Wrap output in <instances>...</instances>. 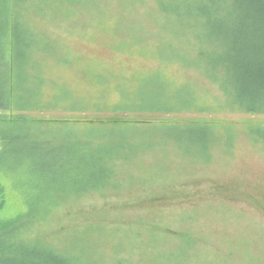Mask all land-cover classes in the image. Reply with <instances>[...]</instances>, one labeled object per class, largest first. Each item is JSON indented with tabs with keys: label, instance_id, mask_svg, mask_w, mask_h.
<instances>
[{
	"label": "rangeland",
	"instance_id": "374dc122",
	"mask_svg": "<svg viewBox=\"0 0 264 264\" xmlns=\"http://www.w3.org/2000/svg\"><path fill=\"white\" fill-rule=\"evenodd\" d=\"M15 1L8 8L9 46L32 33L49 50L30 71L20 54L8 67L7 92L17 101L0 108V221L33 209L21 225L24 237L94 264H264V126L249 131L264 125V114L225 107L213 70L201 66L206 41L164 14L167 0H56L44 14L41 0ZM40 84L41 97L29 99ZM189 93L194 104L185 108ZM174 95L180 97L174 105L165 103ZM233 96L230 84V103ZM33 103L38 108L23 111ZM151 103L184 108L123 111ZM21 112L47 125L34 129L16 120ZM196 119L216 132L208 158L199 150L185 155L179 141L163 139L162 126L163 138L153 131L146 146L140 143L144 150L117 162L118 186L53 204L43 199L35 210L37 196L48 193L43 175L53 148L68 141L74 126L93 128L96 141L108 125L135 134ZM57 125L66 131L58 133Z\"/></svg>",
	"mask_w": 264,
	"mask_h": 264
},
{
	"label": "trees",
	"instance_id": "16d2710c",
	"mask_svg": "<svg viewBox=\"0 0 264 264\" xmlns=\"http://www.w3.org/2000/svg\"><path fill=\"white\" fill-rule=\"evenodd\" d=\"M11 1L0 0V72L2 73L0 79L3 85V87L0 86V103L4 102L3 105L0 104L2 109L9 108L17 101L12 93L8 94L7 92L10 82L8 67L12 59L14 60L15 54L17 56L20 54L22 65L30 71L35 58L44 56L46 50H49L40 47V41H35L32 33L27 41H22L21 37L17 35L13 39L17 45L9 46L12 43V40L10 41L7 37L8 8ZM22 1L24 0H16L15 5L21 6ZM68 1L82 2L85 0ZM55 2L56 0H41V14L48 11L49 7L54 8ZM164 7V14L174 16L187 31H196L197 36L206 41L208 48L206 46L199 57L201 66H205L204 69L213 70L212 80L218 83L223 92L225 107L250 114H264V0H167ZM25 27L36 32L29 23ZM41 38H43L42 35ZM42 40L46 41L44 38ZM52 46L51 50L54 55ZM18 47H20V53ZM193 66L200 67L199 65ZM218 76L220 77L218 78ZM221 81L224 83L223 85ZM230 84L233 91L236 92L231 103ZM42 89V84L37 85L35 91L29 93V99L36 96L35 100L37 101L41 97ZM3 92L5 100H2ZM190 93L186 99L188 101H185V108L194 104L190 99ZM174 96L173 101L164 99L165 103L173 104L176 99H180V97ZM57 105L63 107L61 103ZM173 105L170 108H162L158 104L154 106L151 103V107L135 105L128 109L126 107V110L123 111L170 112L175 111V108H184L183 105H181L182 107H173ZM26 107L27 109H23V111L28 112L37 107V104H26ZM69 108L73 109L74 107ZM205 109L204 107L197 108L198 112L205 111ZM0 116L2 120L5 119L4 116ZM15 119L20 122H29L34 129H40L44 124L47 125L45 121H48L41 117L33 118L29 113L24 112L15 115ZM113 120L112 124L118 121L117 119ZM162 126L165 129L163 133L167 134V139L163 138V133L157 131ZM260 126L264 125L251 126L249 131H256ZM57 129L58 133H62V130L66 131L59 125H57ZM88 129L93 128L79 129L74 126L68 130L70 132L68 141L60 140L59 144H56L57 147L53 148L52 165L48 164L47 173L43 175L45 178L43 185L48 193L43 194L42 198L40 195L37 196L34 204L35 210L38 209L43 199L53 204L67 196L83 197L88 193L118 186L119 183H122V176L117 173V162L131 159L139 151L144 150L148 143L147 137L152 135L153 131H155V135L166 141L173 140L175 143L179 141L178 148L184 149L185 155L190 157H197V150L204 152L202 156L209 155L210 146L214 144V139H217L212 124L200 119L183 124L165 123L149 126L135 134H131L129 130L125 131L126 128L116 124L108 125L100 130L96 141L89 135L95 130L89 131ZM137 135H141V139L134 138ZM62 137V135L59 136V138ZM140 143L145 146H140ZM2 191L3 188L0 186V208L5 203ZM32 210L25 214H17L9 220L0 221V264H94L88 259L84 260L39 240L24 237L21 225L24 226L23 222L33 214Z\"/></svg>",
	"mask_w": 264,
	"mask_h": 264
}]
</instances>
